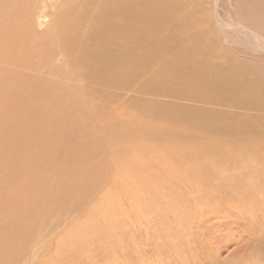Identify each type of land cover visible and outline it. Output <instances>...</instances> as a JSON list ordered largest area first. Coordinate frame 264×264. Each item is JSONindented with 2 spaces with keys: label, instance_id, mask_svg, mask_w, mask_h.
<instances>
[{
  "label": "rangeland",
  "instance_id": "374dc122",
  "mask_svg": "<svg viewBox=\"0 0 264 264\" xmlns=\"http://www.w3.org/2000/svg\"><path fill=\"white\" fill-rule=\"evenodd\" d=\"M163 1L167 15L155 17L147 4L142 11L147 23L155 20L160 24L161 39L170 40L166 49L203 47L206 53L198 51L192 58L195 78L200 77V62H225L227 72L237 68L241 90L233 91L230 103L224 94L214 102H204L212 117L202 127L190 123L187 115L177 122L167 117L165 111L175 103L197 105V100L194 96L161 97V87L166 84L162 76L156 80L158 90L138 83L139 91L130 90L127 82L122 84L112 92L117 95L112 103H105L99 92L91 98L78 91L84 96L78 99L79 111L92 116L91 134L100 149L73 171L76 145L88 140L78 131L60 141L49 191L29 222V234L20 227L18 232L29 237L12 264H264V76L259 69L264 70V49L253 47L255 40L247 31L222 25L238 23L255 29L264 22V0ZM47 19L51 21L50 16ZM45 25L39 28L43 30ZM195 60L199 62L195 64ZM243 93L251 94L254 103ZM150 101L156 104L151 120L157 127L140 128L138 134L126 137L142 116L137 115L138 105ZM99 109L107 116L95 114ZM66 112L70 115L73 110ZM172 123L179 124L173 133L186 144L197 142L203 150L205 137L210 147L204 153L192 150L194 159L171 158L159 150L154 157H161L160 166L148 163L143 171L126 170L129 159L143 153L142 141H157L159 129ZM122 125L124 139L117 140L122 148L109 146V129ZM111 158L115 161L97 179L101 186L83 196L87 176ZM61 187L68 196L61 195ZM0 210H5V204H0ZM10 226L16 229L17 225Z\"/></svg>",
  "mask_w": 264,
  "mask_h": 264
},
{
  "label": "bare ground",
  "instance_id": "6f19581e",
  "mask_svg": "<svg viewBox=\"0 0 264 264\" xmlns=\"http://www.w3.org/2000/svg\"><path fill=\"white\" fill-rule=\"evenodd\" d=\"M146 4L155 17L168 14L163 0H0V182L3 181L0 204H5V210H0V264H12L28 240L29 235L22 236L24 232L18 231L20 227L28 234L31 230L29 222L38 211L42 196L49 191L55 152L60 144L62 146L61 142L78 131L88 140L80 147L76 145L78 154L73 171H78L84 159L93 158L94 151L100 149L97 138L91 134V127L95 125L92 116L79 111L78 99H84L83 95L89 93V97L99 92L105 103H112L117 99L112 92L122 84L127 82L130 90L139 91L138 84L152 89L162 76L166 84L161 87V97L167 94L176 99L194 96L197 100V105L175 103L165 111L167 117L172 116L177 122L187 115L190 123H201L199 127H202L212 117L204 102H214L224 94L230 103L233 91L241 90L237 68V71L227 72L225 62L215 63L216 60L211 59L200 62L197 68L200 77L196 79L192 58L198 51L206 53L207 50L203 47L167 50L170 40L161 39L160 24L155 20L145 21L142 10ZM48 16L51 17L49 22ZM47 22L50 29L45 25ZM232 24L222 22L236 32L247 31L255 40L252 46L264 49L261 33L264 22L255 29ZM42 25H45L43 30L39 28ZM194 41L197 43V38ZM207 48L209 50L210 46ZM224 54L226 58L228 53ZM216 58H220L219 54ZM197 62L195 60V64ZM259 69L264 76V70ZM243 95L251 97V94ZM68 108L73 110L70 115L66 112ZM155 109L156 104L151 101L139 104L137 115L142 116L137 119L138 126L126 137L138 134L140 128L155 129L157 126H153L151 120ZM96 111L95 114L107 116L101 109ZM123 125L109 129V146L122 148L117 140L124 139ZM178 127V123L169 124L159 129L157 141H142L143 153L131 157L125 169L143 171L148 163L160 166L161 157H154L159 150H165L171 158L174 155L177 159H194L196 154L192 150L204 153L210 147V140L205 137L203 150L197 142L186 144L179 134L173 133ZM112 157L120 161L119 156ZM114 158L105 165L101 162L97 169L89 172L83 196L101 186L97 179L103 176L101 171L109 168ZM59 170L62 171L63 166ZM62 187L63 194L59 191L58 194L66 196ZM9 224H16V229Z\"/></svg>",
  "mask_w": 264,
  "mask_h": 264
}]
</instances>
